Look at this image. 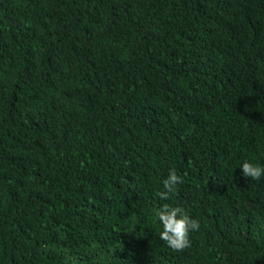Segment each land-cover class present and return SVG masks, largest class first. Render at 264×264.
Returning a JSON list of instances; mask_svg holds the SVG:
<instances>
[{
    "label": "trees",
    "instance_id": "trees-1",
    "mask_svg": "<svg viewBox=\"0 0 264 264\" xmlns=\"http://www.w3.org/2000/svg\"><path fill=\"white\" fill-rule=\"evenodd\" d=\"M244 160L264 165V0H0V264H264ZM165 203L200 223L183 250Z\"/></svg>",
    "mask_w": 264,
    "mask_h": 264
},
{
    "label": "clouds",
    "instance_id": "clouds-1",
    "mask_svg": "<svg viewBox=\"0 0 264 264\" xmlns=\"http://www.w3.org/2000/svg\"><path fill=\"white\" fill-rule=\"evenodd\" d=\"M239 169L244 178L252 181L264 179V165L248 160L240 163ZM181 177L175 170H169L167 177L163 180V190L158 193L159 199L167 201L181 183ZM155 216L161 227L159 239L176 251L187 248L190 244L189 234L199 230L200 223L191 218L181 207L162 204L155 212Z\"/></svg>",
    "mask_w": 264,
    "mask_h": 264
}]
</instances>
